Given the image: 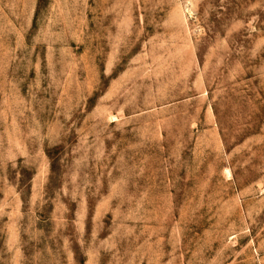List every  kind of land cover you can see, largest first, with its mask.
<instances>
[{"label":"rangeland","instance_id":"obj_1","mask_svg":"<svg viewBox=\"0 0 264 264\" xmlns=\"http://www.w3.org/2000/svg\"><path fill=\"white\" fill-rule=\"evenodd\" d=\"M0 264H264V0H0Z\"/></svg>","mask_w":264,"mask_h":264}]
</instances>
